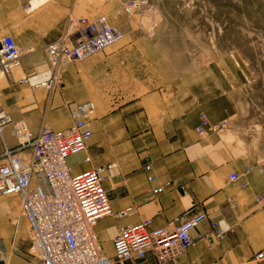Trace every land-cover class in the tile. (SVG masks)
<instances>
[{
  "label": "crops",
  "instance_id": "0c3cea01",
  "mask_svg": "<svg viewBox=\"0 0 264 264\" xmlns=\"http://www.w3.org/2000/svg\"><path fill=\"white\" fill-rule=\"evenodd\" d=\"M121 3L0 0V39L10 35L23 49L20 64L9 74L0 72V108L34 135L42 124L69 127L68 108L80 99L96 100L86 147L69 155L67 163L73 174L118 164L103 186L113 212L132 209L122 217H103L95 226L112 264H174L158 263L151 250L142 258L117 261L113 238L120 227L145 219L151 229L173 228L187 211H205L208 218L193 230L194 243L178 264H264V258L254 260L257 252L264 256V173L257 164L264 160V134L253 137L257 145L251 150L239 136L244 122L264 114V76L227 54L180 69L178 52L153 33L143 34ZM103 8L123 37L79 66L66 62L61 87L34 89L49 75L44 46L65 33L67 14L92 15ZM202 116L210 124L225 121L226 127L199 134L197 126H208ZM3 140L16 146L9 125ZM2 151L0 138V160ZM86 155L89 162L83 161ZM233 172L235 181L229 180ZM161 184L164 190L151 195L150 187ZM212 221L218 225L212 227ZM217 228L221 236H215Z\"/></svg>",
  "mask_w": 264,
  "mask_h": 264
},
{
  "label": "built area",
  "instance_id": "2783aa9c",
  "mask_svg": "<svg viewBox=\"0 0 264 264\" xmlns=\"http://www.w3.org/2000/svg\"><path fill=\"white\" fill-rule=\"evenodd\" d=\"M140 6L138 0H123L122 9L131 14ZM27 7V4H24ZM67 30L57 40L44 46L48 62L47 78L33 84L34 89L52 91L62 86V67L66 62H81L95 55L123 37L122 30L111 24L105 14L96 17L79 16L66 19ZM23 49L10 35L0 39V72L9 74L20 64ZM23 78L20 82H26ZM95 109L94 101L84 99L68 108L69 127L53 130L42 124L32 135L28 127L11 117L0 108V138L3 151L0 160V196L17 195L20 198L21 213L27 223L30 242L29 253L35 264H112L99 245L95 226L103 217H122L132 208L113 212L111 200L103 186L110 178L115 161L91 167L73 174L67 157L83 151L91 136L88 122ZM197 132H219L226 122L210 124L202 116ZM10 126L16 146L10 148L3 140V131ZM29 149L30 151H27ZM89 156L83 161L89 162ZM149 164L145 166L149 169ZM264 173V165L259 164ZM233 172L229 180L235 181ZM151 181L155 177L149 176ZM246 183L243 184L245 186ZM165 185L150 187L151 195L164 190ZM258 196L257 199H259ZM208 215L205 211H187L178 217L173 228H150V219L119 228L113 238L114 258L117 261L142 258L146 252H154L158 263L170 260L178 264V257L194 243L193 230L198 228ZM217 221L211 226L216 227ZM215 236H221L218 228ZM262 252L254 255L259 262ZM0 248V264H10Z\"/></svg>",
  "mask_w": 264,
  "mask_h": 264
},
{
  "label": "rangeland",
  "instance_id": "374dc122",
  "mask_svg": "<svg viewBox=\"0 0 264 264\" xmlns=\"http://www.w3.org/2000/svg\"><path fill=\"white\" fill-rule=\"evenodd\" d=\"M138 1L140 6L126 14L140 23L143 34L153 33V37L164 40L169 48L178 52L180 69L227 54L264 76V0ZM108 13L109 9L103 8L84 16L91 18L105 14L108 18ZM110 23L118 27L112 21ZM82 62L73 63L79 66ZM85 99L94 101L96 108L95 99ZM81 100L84 99L78 101ZM263 122L264 114H260L242 125L239 136L250 150L257 145L253 137L264 134ZM250 137L252 142L244 143ZM257 162L264 165L263 159ZM16 227L17 233L14 232ZM29 247L27 223L21 213L19 196H0L1 250L9 257L10 264H35Z\"/></svg>",
  "mask_w": 264,
  "mask_h": 264
},
{
  "label": "bare ground",
  "instance_id": "6f19581e",
  "mask_svg": "<svg viewBox=\"0 0 264 264\" xmlns=\"http://www.w3.org/2000/svg\"><path fill=\"white\" fill-rule=\"evenodd\" d=\"M24 8H26V7H24ZM119 41V40H118ZM117 42V41H116ZM111 45V44H110ZM98 54V53H97ZM107 181V180H106ZM104 184H105V182H104ZM110 217V216H109ZM15 223L17 222V221H14Z\"/></svg>",
  "mask_w": 264,
  "mask_h": 264
}]
</instances>
